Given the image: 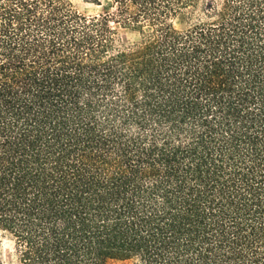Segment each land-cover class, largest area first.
Wrapping results in <instances>:
<instances>
[{"label":"trees","instance_id":"1","mask_svg":"<svg viewBox=\"0 0 264 264\" xmlns=\"http://www.w3.org/2000/svg\"><path fill=\"white\" fill-rule=\"evenodd\" d=\"M110 1L0 0L17 264H264V0Z\"/></svg>","mask_w":264,"mask_h":264},{"label":"rangeland","instance_id":"2","mask_svg":"<svg viewBox=\"0 0 264 264\" xmlns=\"http://www.w3.org/2000/svg\"><path fill=\"white\" fill-rule=\"evenodd\" d=\"M75 8L88 16H95L105 12H112V2L110 0H101L102 6L96 4L86 3L83 0H69ZM118 31L119 39L126 45L136 43L140 40V35L137 32L126 30L118 25H115ZM0 255L3 264H17V258L14 251L13 239L5 233L0 234ZM110 264H131L129 262L114 261Z\"/></svg>","mask_w":264,"mask_h":264}]
</instances>
